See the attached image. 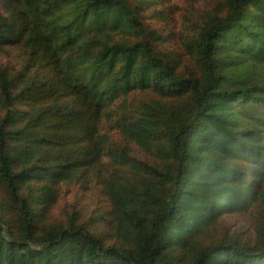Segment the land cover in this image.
Instances as JSON below:
<instances>
[{"label":"trees","instance_id":"1","mask_svg":"<svg viewBox=\"0 0 264 264\" xmlns=\"http://www.w3.org/2000/svg\"><path fill=\"white\" fill-rule=\"evenodd\" d=\"M172 1L0 0V264H264V0L188 23L186 66L151 26ZM91 181L109 234L43 223Z\"/></svg>","mask_w":264,"mask_h":264},{"label":"rangeland","instance_id":"2","mask_svg":"<svg viewBox=\"0 0 264 264\" xmlns=\"http://www.w3.org/2000/svg\"><path fill=\"white\" fill-rule=\"evenodd\" d=\"M221 0H173L164 11L167 20L151 22V26L166 35V41L162 44V50L177 53L181 58V66L190 64L186 56L184 41L189 34L188 23L198 21L208 9L213 8ZM187 26V27H186ZM0 67L13 73L18 70L15 53L9 51L7 56L0 58ZM113 141L121 144L120 138L112 135ZM131 157L139 162L153 163V157L136 147L129 146ZM1 196V194H0ZM254 210L243 215L224 217L211 231L215 237L228 233L247 238L252 233V224L255 220ZM77 214L79 222L90 227L95 222L98 231L109 234L110 228L107 222L110 220V206L102 194V190L95 181L88 183L64 184L61 186L57 202L53 208L46 213L44 224L54 222L65 223L72 215Z\"/></svg>","mask_w":264,"mask_h":264}]
</instances>
